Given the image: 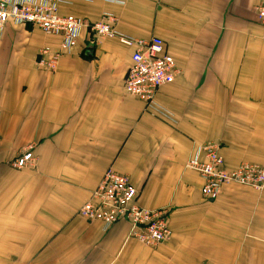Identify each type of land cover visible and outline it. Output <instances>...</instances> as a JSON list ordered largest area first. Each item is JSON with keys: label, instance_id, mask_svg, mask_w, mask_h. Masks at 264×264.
<instances>
[{"label": "crops", "instance_id": "obj_1", "mask_svg": "<svg viewBox=\"0 0 264 264\" xmlns=\"http://www.w3.org/2000/svg\"><path fill=\"white\" fill-rule=\"evenodd\" d=\"M263 0H76L88 22L117 15V30L161 37L179 70L159 89L173 120L126 93L134 48L85 28L56 70L41 51L61 37L9 23L0 37V264H264V190L228 184L215 200L186 167L215 142L229 169L264 166ZM31 147L34 165L12 162ZM127 174L138 203L166 209L169 240L152 247L120 221L79 215L105 172Z\"/></svg>", "mask_w": 264, "mask_h": 264}, {"label": "built area", "instance_id": "obj_2", "mask_svg": "<svg viewBox=\"0 0 264 264\" xmlns=\"http://www.w3.org/2000/svg\"><path fill=\"white\" fill-rule=\"evenodd\" d=\"M76 0H0V37L7 25L31 24L44 33L61 37V51H41L40 63L51 71L56 70L63 51H70L79 42L82 31L87 28L98 41L102 38H117L120 43L134 48L131 66L125 79L126 93L143 100L146 108L168 120L174 114L161 106L157 96L159 89L174 82L179 70L174 57L166 50L165 41L158 36L148 40L138 39L117 30V15L103 12L99 21L88 22L74 14H62L60 6ZM125 4L127 0H106ZM257 17L264 26V0L257 8ZM37 157L31 147L22 152L13 162L22 169L36 163ZM186 167L200 174L204 180L202 195L208 200L217 199L222 188L228 184L250 186L264 190V166L242 162L229 169L225 165L219 144L207 142L197 147ZM139 191L127 174L109 168L90 199L79 209V215L89 222L99 221L105 228L126 221L131 236L147 246H158L170 239L172 231L168 224L166 209H152L138 203Z\"/></svg>", "mask_w": 264, "mask_h": 264}]
</instances>
